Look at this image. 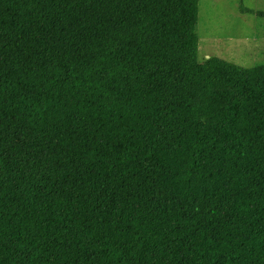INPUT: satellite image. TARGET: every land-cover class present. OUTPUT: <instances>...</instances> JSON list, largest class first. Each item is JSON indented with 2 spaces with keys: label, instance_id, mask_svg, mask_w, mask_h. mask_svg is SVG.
<instances>
[{
  "label": "trees",
  "instance_id": "trees-1",
  "mask_svg": "<svg viewBox=\"0 0 264 264\" xmlns=\"http://www.w3.org/2000/svg\"><path fill=\"white\" fill-rule=\"evenodd\" d=\"M198 12L0 0V264H264V64Z\"/></svg>",
  "mask_w": 264,
  "mask_h": 264
},
{
  "label": "rangeland",
  "instance_id": "rangeland-1",
  "mask_svg": "<svg viewBox=\"0 0 264 264\" xmlns=\"http://www.w3.org/2000/svg\"><path fill=\"white\" fill-rule=\"evenodd\" d=\"M198 62L264 64V0H198Z\"/></svg>",
  "mask_w": 264,
  "mask_h": 264
}]
</instances>
